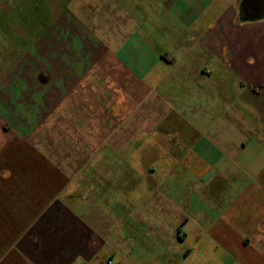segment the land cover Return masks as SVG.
<instances>
[{
  "label": "crops",
  "instance_id": "0c3cea01",
  "mask_svg": "<svg viewBox=\"0 0 264 264\" xmlns=\"http://www.w3.org/2000/svg\"><path fill=\"white\" fill-rule=\"evenodd\" d=\"M86 1L0 0L2 20L79 3L67 21L93 25L35 29L32 58L0 27V264H136V244L143 264H264V18L241 21L242 0ZM161 83L192 88V109L156 100ZM186 110L189 138L150 157L140 136L184 131Z\"/></svg>",
  "mask_w": 264,
  "mask_h": 264
},
{
  "label": "rangeland",
  "instance_id": "374dc122",
  "mask_svg": "<svg viewBox=\"0 0 264 264\" xmlns=\"http://www.w3.org/2000/svg\"><path fill=\"white\" fill-rule=\"evenodd\" d=\"M88 1L89 2L86 1V3H88L86 8H87L88 13H90V16H93V14L95 12H98V10L100 9L101 6L98 4V2H96V4H93V3H90L91 2L90 0H88ZM132 2H136V0H132ZM35 5H36V7L42 8L41 13L38 12V14H35L36 20H34V19H26V20L19 19L18 20L12 16H11L12 18H8L5 20L0 19V27L5 28V29H7L9 27L8 29L11 32V42L12 43L20 42V45L25 46L26 52H24V53L26 54L25 55L26 58H32V56L34 54L33 51H27V50H30L32 48L31 45L33 44V41L35 39V37L33 35V32L35 29H38V28H58V29L59 28H65L67 26V23H68V26H73L74 28L93 26L91 23L92 21L82 20L81 18H80L81 20L76 19V20H72V21H67L66 12L69 10L71 12H75L74 14H76L77 17L81 16L82 6L79 3H75L72 5L70 4L69 6H66L64 4H57V3L56 4L44 3V4H40V5L39 4L38 5L35 4ZM21 6L22 5L12 4V5H9V8H7L6 11L8 10L7 12H9L10 15L14 16L15 15L14 12L18 9V7H21ZM23 6L26 7V8H23L26 16H29V14H28L29 8L32 10V12L34 11V9H33L34 4L23 5ZM122 6H124V5H122ZM65 7L68 10H66ZM20 11H21V9L18 11V13ZM69 22H71V23H69ZM94 23L96 25L95 21H94ZM21 32L24 33V36L16 35V33L22 34ZM46 38H48V36H46V35L42 37L43 40ZM14 39L16 41H14ZM8 54H9L10 60H13V59H17L19 55L23 54V52H19L18 54H17V52H10ZM92 74L95 76V74H97V73L94 72ZM123 77H122V79H123ZM115 85L117 86V84H115ZM150 89L152 90L153 93H155L157 95V98H160V99H157L155 96H154V98L163 104H166L168 106H173V105L175 106L176 101L179 102V101L183 100L184 102H186L189 105L188 107L192 109V105H193L192 103H193V98H194L193 93L194 92H193L192 88L190 89L188 87V85L186 87H184V85H178V84H174V85H169V84H164V83L154 84V85L151 84ZM179 97H181L182 100H179V99L177 100V98H179ZM125 101H127L126 97H125ZM122 107H124L123 103H122ZM186 111H187L186 115L183 116L185 119V124L187 125L185 127L184 131L183 130L171 131L167 135L164 133L161 134V133L154 132V134H151L149 138L145 134H142L140 136L139 139L142 141L147 140V139L149 140V142L152 141L153 148L151 149V151H153L154 154H151L150 157H156L159 153H160V157L167 154L168 152L166 150L167 147H166L165 143H169L168 146H170V143L172 144L173 142H175L177 140L189 138V135L193 131L192 126L194 125V116L192 114V111H190V110L189 111L186 110ZM168 120H171V118H169ZM157 141L163 142V144H157L156 143ZM144 143H145V141H143V144ZM145 150L148 151V149H145ZM169 150L171 151V147L169 148ZM193 150L194 149H191V151H193ZM142 151H144V148H141L137 152V155L140 156ZM170 156L172 157V153H170ZM154 161L156 162L157 160H154ZM170 163H173L172 165H178V166L180 165V163H174L173 160H171ZM143 236L144 235L141 233L139 237H143ZM136 247L139 248L140 251H137L138 257L135 259V262H136V264H140V263L143 264V261H141V259H142L141 256H142V254H144V250H146V246L136 244ZM186 264H189V261H187ZM203 264H210V262H205Z\"/></svg>",
  "mask_w": 264,
  "mask_h": 264
},
{
  "label": "trees",
  "instance_id": "16d2710c",
  "mask_svg": "<svg viewBox=\"0 0 264 264\" xmlns=\"http://www.w3.org/2000/svg\"><path fill=\"white\" fill-rule=\"evenodd\" d=\"M240 20L253 22L264 18V0H242ZM254 11V14H252Z\"/></svg>",
  "mask_w": 264,
  "mask_h": 264
},
{
  "label": "built area",
  "instance_id": "2783aa9c",
  "mask_svg": "<svg viewBox=\"0 0 264 264\" xmlns=\"http://www.w3.org/2000/svg\"><path fill=\"white\" fill-rule=\"evenodd\" d=\"M106 264H114L113 260L112 259H109Z\"/></svg>",
  "mask_w": 264,
  "mask_h": 264
},
{
  "label": "water",
  "instance_id": "95a60500",
  "mask_svg": "<svg viewBox=\"0 0 264 264\" xmlns=\"http://www.w3.org/2000/svg\"><path fill=\"white\" fill-rule=\"evenodd\" d=\"M242 10H240V12H241Z\"/></svg>",
  "mask_w": 264,
  "mask_h": 264
}]
</instances>
